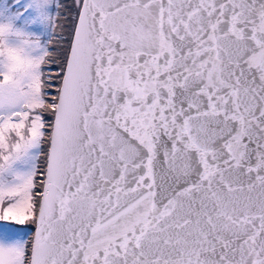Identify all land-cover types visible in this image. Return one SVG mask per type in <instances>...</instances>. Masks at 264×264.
Segmentation results:
<instances>
[{"label": "snow or ice", "instance_id": "snow-or-ice-1", "mask_svg": "<svg viewBox=\"0 0 264 264\" xmlns=\"http://www.w3.org/2000/svg\"><path fill=\"white\" fill-rule=\"evenodd\" d=\"M4 3L0 264H264V0Z\"/></svg>", "mask_w": 264, "mask_h": 264}, {"label": "rangeland", "instance_id": "rangeland-1", "mask_svg": "<svg viewBox=\"0 0 264 264\" xmlns=\"http://www.w3.org/2000/svg\"><path fill=\"white\" fill-rule=\"evenodd\" d=\"M7 3L10 4L11 0H7ZM67 3H69L68 0H67ZM4 7H6L4 0H0V8H4ZM65 30H66V24H65ZM58 32H59V29H58ZM25 231H27V230H25Z\"/></svg>", "mask_w": 264, "mask_h": 264}, {"label": "trees", "instance_id": "trees-1", "mask_svg": "<svg viewBox=\"0 0 264 264\" xmlns=\"http://www.w3.org/2000/svg\"><path fill=\"white\" fill-rule=\"evenodd\" d=\"M68 1H69V4H70V1H71V0H68ZM68 26H69V25L66 24V30H65V32H64L65 37L67 36V28H68ZM29 234H30V233H29Z\"/></svg>", "mask_w": 264, "mask_h": 264}, {"label": "flooded vegetation", "instance_id": "flooded-vegetation-1", "mask_svg": "<svg viewBox=\"0 0 264 264\" xmlns=\"http://www.w3.org/2000/svg\"><path fill=\"white\" fill-rule=\"evenodd\" d=\"M71 2V1H70Z\"/></svg>", "mask_w": 264, "mask_h": 264}]
</instances>
